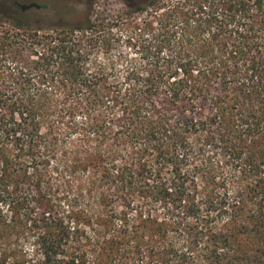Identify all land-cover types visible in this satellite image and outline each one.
I'll list each match as a JSON object with an SVG mask.
<instances>
[{
  "label": "trees",
  "instance_id": "16d2710c",
  "mask_svg": "<svg viewBox=\"0 0 264 264\" xmlns=\"http://www.w3.org/2000/svg\"><path fill=\"white\" fill-rule=\"evenodd\" d=\"M122 1L0 0V264H264V0Z\"/></svg>",
  "mask_w": 264,
  "mask_h": 264
},
{
  "label": "rangeland",
  "instance_id": "374dc122",
  "mask_svg": "<svg viewBox=\"0 0 264 264\" xmlns=\"http://www.w3.org/2000/svg\"><path fill=\"white\" fill-rule=\"evenodd\" d=\"M20 4H29L37 2L42 5L50 2V6H43L40 8H30L27 11L19 12L20 17L30 21H41L45 24H52L57 22H75L80 21L84 16L83 4L79 3L81 0H17ZM133 2H143L145 0H129ZM99 7L108 8L111 13L125 9L122 0H98ZM81 4V5H80ZM74 5L75 10L70 12V6ZM62 10V11H61ZM60 15H62L60 17ZM60 17V18H59Z\"/></svg>",
  "mask_w": 264,
  "mask_h": 264
},
{
  "label": "water",
  "instance_id": "95a60500",
  "mask_svg": "<svg viewBox=\"0 0 264 264\" xmlns=\"http://www.w3.org/2000/svg\"><path fill=\"white\" fill-rule=\"evenodd\" d=\"M18 5L22 8V10H27V9H30V8H33V7H36V8H40L41 5L38 4L37 2H31L29 4H20L18 3Z\"/></svg>",
  "mask_w": 264,
  "mask_h": 264
},
{
  "label": "flooded vegetation",
  "instance_id": "af4514ba",
  "mask_svg": "<svg viewBox=\"0 0 264 264\" xmlns=\"http://www.w3.org/2000/svg\"><path fill=\"white\" fill-rule=\"evenodd\" d=\"M33 8H36V7H33ZM20 10H21V11H27L28 9H27V10H22V8H21Z\"/></svg>",
  "mask_w": 264,
  "mask_h": 264
}]
</instances>
